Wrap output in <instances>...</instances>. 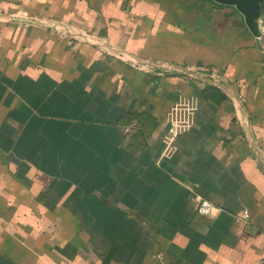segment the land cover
<instances>
[{
  "label": "crops",
  "instance_id": "obj_1",
  "mask_svg": "<svg viewBox=\"0 0 264 264\" xmlns=\"http://www.w3.org/2000/svg\"><path fill=\"white\" fill-rule=\"evenodd\" d=\"M0 264H264V54L235 7L0 0Z\"/></svg>",
  "mask_w": 264,
  "mask_h": 264
},
{
  "label": "water",
  "instance_id": "obj_2",
  "mask_svg": "<svg viewBox=\"0 0 264 264\" xmlns=\"http://www.w3.org/2000/svg\"><path fill=\"white\" fill-rule=\"evenodd\" d=\"M217 4L232 6L244 17L249 32L258 37V19L264 10V0H212Z\"/></svg>",
  "mask_w": 264,
  "mask_h": 264
},
{
  "label": "built area",
  "instance_id": "obj_3",
  "mask_svg": "<svg viewBox=\"0 0 264 264\" xmlns=\"http://www.w3.org/2000/svg\"><path fill=\"white\" fill-rule=\"evenodd\" d=\"M15 18H12L11 20H14ZM258 32L259 36L255 37L257 42L259 43L262 52L264 54V10L258 19ZM55 28V27H54ZM56 30L60 31L61 33H68L67 29H64L63 27H58L55 28ZM239 100H242L243 98L241 96H238ZM197 212L199 215L204 216V217H209V216H215L220 212V209L216 208L214 205L209 203L208 201H202L200 205L198 206ZM245 217L248 218V215H245Z\"/></svg>",
  "mask_w": 264,
  "mask_h": 264
}]
</instances>
